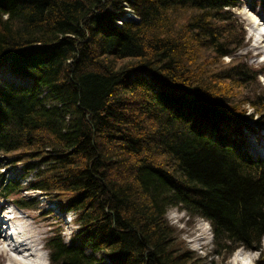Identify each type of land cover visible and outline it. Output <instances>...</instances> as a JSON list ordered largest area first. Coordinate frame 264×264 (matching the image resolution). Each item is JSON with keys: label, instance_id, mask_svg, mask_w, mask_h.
Instances as JSON below:
<instances>
[{"label": "trees", "instance_id": "obj_1", "mask_svg": "<svg viewBox=\"0 0 264 264\" xmlns=\"http://www.w3.org/2000/svg\"><path fill=\"white\" fill-rule=\"evenodd\" d=\"M240 2L0 0V155L33 176L0 172L3 191L51 194L78 224L50 264H204L177 246L174 205L227 250L260 246L264 90L236 54Z\"/></svg>", "mask_w": 264, "mask_h": 264}, {"label": "rangeland", "instance_id": "obj_2", "mask_svg": "<svg viewBox=\"0 0 264 264\" xmlns=\"http://www.w3.org/2000/svg\"><path fill=\"white\" fill-rule=\"evenodd\" d=\"M232 18L239 21L237 24H242L244 32H246L244 45L237 49L236 54L244 56L245 62L248 63L253 69L258 70V79L253 82L251 87L264 90V41L257 40V34L264 31V0H241V5L238 7L228 8ZM130 14V13H128ZM252 16L256 18L253 20ZM262 30H258L259 28ZM225 62H230V56H225ZM0 66V83L4 81L5 75ZM254 117L249 120L254 121L259 118L256 110H254L250 105L246 106ZM260 141L264 142V128H259ZM255 134H250L251 139L254 143L259 144V140L255 138ZM260 145V144H259ZM258 147V145H257ZM3 156L0 155V172L5 174L7 178H21L23 184L28 180L32 179V174L26 177L23 171V165L10 164L7 160L2 159ZM0 188L3 189L0 185ZM21 193V191H20ZM24 198L33 199V204L21 208H14L12 205L2 212L8 215H20V220L31 221L33 223L34 232L37 234L38 243L41 244V240L44 238L49 239L52 235H61L66 242H70L72 237L78 231V224L73 219V213H66L65 209L59 208V202L50 194H44L40 190L29 189L22 192ZM18 195V194H17ZM16 196H8L9 202L16 201ZM20 196V195H19ZM22 196V195H21ZM20 196V197H21ZM7 198V196H4ZM6 200L0 199V204L4 203ZM181 205H177V208L172 207L167 212V219L169 220L171 226L174 227V237L176 244L180 248H186L193 251L197 258H201L204 264H244V259L247 260L246 264H264V239L261 241L260 246L256 249H250L247 247H240L235 251L232 249L227 250L222 245L218 244L214 236L212 235L211 224L208 223L199 215L190 214L188 211H182ZM18 223V222H17ZM6 231V225L4 226ZM45 239V240H46ZM39 245V248L43 246L44 242ZM236 248V247H235ZM50 249L46 246L44 249L40 250L39 254L42 258L39 260L42 263H50ZM45 254L48 258H45ZM44 257V260H43ZM47 259V260H46ZM263 261V263H262ZM1 264H7L8 258L1 256ZM108 262H98V264H106Z\"/></svg>", "mask_w": 264, "mask_h": 264}, {"label": "bare ground", "instance_id": "obj_3", "mask_svg": "<svg viewBox=\"0 0 264 264\" xmlns=\"http://www.w3.org/2000/svg\"><path fill=\"white\" fill-rule=\"evenodd\" d=\"M252 18L253 20H256L254 16H252ZM258 30L260 31L262 28L260 27ZM257 35V40L260 42L261 40L264 41V31L259 32ZM228 56L231 57V55ZM174 206L177 207V205ZM59 208L62 209L61 206ZM75 217L76 215L74 214L73 219H75ZM19 221L20 223L16 227L13 236L8 234L4 235L2 227H4L5 222L3 223L0 221V257H7L10 264H37L42 256L39 254L40 249L37 234L33 231L35 226L31 221ZM9 222L12 224L16 223L15 221ZM263 239L264 236L262 240ZM262 256H264V252L262 253ZM246 262L247 260L244 259V264H246Z\"/></svg>", "mask_w": 264, "mask_h": 264}]
</instances>
